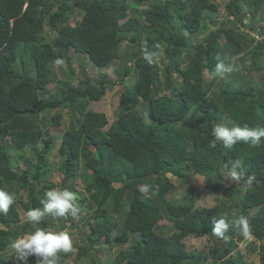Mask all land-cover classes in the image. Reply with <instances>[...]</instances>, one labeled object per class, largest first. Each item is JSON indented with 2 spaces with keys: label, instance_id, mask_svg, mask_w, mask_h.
Listing matches in <instances>:
<instances>
[{
  "label": "trees",
  "instance_id": "1",
  "mask_svg": "<svg viewBox=\"0 0 264 264\" xmlns=\"http://www.w3.org/2000/svg\"><path fill=\"white\" fill-rule=\"evenodd\" d=\"M262 8L264 0H225V17L218 20L210 16L219 10L211 0H0V189L16 195L8 213L0 214V264H18L6 254L17 238L81 221L80 210L75 217L46 215L31 224L16 206L26 213L42 209L41 195L55 186L42 184L56 167L49 157L57 137L48 136L45 127L49 118L61 124L60 112L51 115L61 108L69 111L70 127L58 149L60 190L74 189L70 181L80 175L82 162L87 192L97 204L76 196L78 207L80 201L92 207L95 224L85 220L91 229L81 238L85 244L74 241L70 252L59 254V264L73 252L96 264V252L112 242L128 243L118 250L115 264H249L237 252L247 239L238 230L229 229L223 239L212 234V217L222 215L247 220L253 242H260L249 248L264 264V137L255 146L240 141L229 150L222 142L213 144L212 134L217 124L264 127V80L254 81L251 74L264 71V23L258 30L254 23ZM248 15L252 23L244 25ZM47 21L56 32L51 40ZM238 22L262 39L243 32ZM202 31H208L204 39L193 42L191 35ZM125 42L130 49H122ZM146 51L154 53L151 64ZM75 53L100 70L115 60L126 62L115 70L116 80L101 72L94 81L84 71L74 75ZM221 61L233 68L223 77L215 72ZM57 62L81 84L58 79L57 94L47 97ZM132 74L134 85H126ZM115 85L124 87L122 111L110 122L105 113L87 107ZM191 113L196 115L190 118ZM28 146L37 161L22 155ZM236 159L243 161L244 175L230 182L224 169L231 177ZM195 174L205 176L221 197L214 205L198 203ZM172 179L190 184L176 200L166 198L175 187ZM166 219L172 221L169 236L156 230ZM188 236H210L212 244L195 250L183 242ZM20 261L34 264L38 257Z\"/></svg>",
  "mask_w": 264,
  "mask_h": 264
},
{
  "label": "rangeland",
  "instance_id": "2",
  "mask_svg": "<svg viewBox=\"0 0 264 264\" xmlns=\"http://www.w3.org/2000/svg\"><path fill=\"white\" fill-rule=\"evenodd\" d=\"M130 1V0H129ZM215 3H217L219 5V10L215 13H210V16L217 18L218 20H222L225 16H222L223 14H225L224 12V7H225V0H211ZM55 9H57V7H55ZM208 9L205 10V12H207V14H209ZM131 12V11H130ZM224 12L222 15L221 13ZM132 13V12H131ZM249 15L247 16V19L244 20L243 24H248V23H252V20L250 19ZM81 17H78L76 20L72 21V24L75 25L76 23H78L80 21ZM255 23V27L258 30L260 28V26L264 23V8H262L259 12V16H258V20L254 22ZM180 21L176 18L174 25L175 27L180 26ZM244 25H242L240 22L237 23V27L242 29V31L244 32H248L250 33V35H253L254 33H256L255 30H250L246 27H244ZM45 33H46V37L48 40L53 39L56 36V32L53 31V28L51 26V24L47 21L45 24ZM208 33V31H202V32H195L191 35V39L193 42L195 43H200L205 35ZM262 39V38H261ZM259 41V38L257 39ZM131 45L128 42H125L123 45V50L125 49H130ZM122 50V51H123ZM126 61H122L121 59L119 60H115L114 62H112L110 65L106 66L103 69H99L97 66H95L92 61L87 58L86 56L83 55H79L78 53H75V55L73 56V70L75 72L74 75H79L82 73V71L85 72V75L89 76L90 78H93V80L95 81V79L98 77V75L101 72H106L109 74L110 78L112 80H116L117 79V74L115 72V70L117 68H121L123 66V64ZM248 64L252 65V60H248ZM83 66H85V70L83 68ZM54 69L56 71V75L54 76L52 82L49 84V88L51 90V93L47 94L46 96H53L57 94V89L55 88L56 86V80L58 79H70L74 85H79L81 84L80 82H78V79L75 78V76L71 75V73L60 67L59 63L57 62L56 64H54ZM66 70V71H65ZM252 78L253 80H260L263 81L264 80V71L258 72V71H252ZM135 83V77L134 74H132L126 81V85H134ZM128 86V87H129ZM124 90L123 86L120 85H115L112 88L109 89V91H107V93L104 95V97H102L100 100H94V101H90L88 104V108H92L93 110L97 111V112H103L107 115L108 119L110 122L113 121L115 114H118L119 112L122 111V106L121 105V98H122V92ZM58 112H60L62 114L61 117V124L60 125H56L54 123V121L49 118L48 122H47V126L45 127L46 129L49 130L48 136H55L57 137V144L55 146V148L52 150L51 155L49 157V160L52 161L53 164H55V168L54 170H52L51 172L48 173V175H44L42 178V184H49L50 182L54 183L55 186L54 187H49V190H60L61 184L63 182V173L62 171H60V169L58 168L59 164L62 161V157L59 156L58 153V149L60 148V143L62 140V136L65 133V131L70 127V114L67 108H61L59 110H52L51 111V115H55ZM50 115V114H49ZM190 118H193L196 114H190ZM231 123V120H227L225 121L226 125H229ZM11 150V149H10ZM16 151H14L15 153ZM24 158L30 160L31 162L37 161V156L35 151L33 150L32 147L28 146L27 149L25 151H23ZM21 167H24V163L22 162V164H20ZM80 170H79V176L77 179H75L74 181H70V184L72 186H75L74 189H71L70 192H72L75 196H86L88 199V201H93L95 204H97V200L94 199L93 195L89 192H87V180H86V168L84 167V164L81 162L80 163ZM224 173H225V177L230 181L233 182V179L229 176L228 171H226L224 169ZM172 181L175 184V187L166 194V198L167 199H177L179 198L184 191L187 190V188L189 187L190 184H183L181 183V181L179 180H175L172 179ZM192 184L193 186L196 187V189L198 191H200L201 196L200 199L198 201V203L202 202L203 204H208V205H214L216 202L219 201V199L221 198L220 196H217L215 193H213L211 186L208 184L205 176L201 175V174H195L193 176V180H192ZM142 188V190L145 192V186L141 185L140 186ZM41 197L46 198L45 194H42ZM78 197V198H79ZM225 197V196H223ZM25 199L27 200V197H25ZM230 202L232 203L233 201L230 200ZM17 206V211L20 214V217L22 220L27 218V213L19 206V204H16ZM79 208L82 211V216L81 221L77 222V224L71 225L70 223H64L65 226L62 227V229H57V225H54L52 227H50L49 225V231H65L67 233H69L70 238L72 240V243L74 241H77L78 244H85V242H83L81 239L82 236L84 235H88L91 231L90 229V225L85 221L88 219V221H90L91 223L95 224L94 219L91 218V213L93 211L92 207L87 206V201L86 202H79ZM113 215H115L117 217V214L114 213ZM90 218V219H89ZM52 220V219H50ZM168 224H172V221L170 219H166L160 222V224L156 227V230L160 233L163 234L165 236H169L172 234V230L168 227ZM120 232V229H115L112 233V237L115 238ZM28 234H25L24 236H26ZM255 240V237L250 235V238H247L245 242L241 243L237 252H239L240 254H243L245 256V259L249 262V264H260V259L259 256L257 254V252H253L250 250L249 246L251 245H257L260 246V242H253ZM102 242L106 243V239H103ZM183 242L187 243L190 247H192L195 250H203L212 244V241L210 240V236H205V237H200V238H196L193 236H188L186 238L183 239ZM220 244V243H218ZM128 243L122 244V246L116 245V244H108L107 247H105L103 250H100V252H96L97 256H98V261L95 262L96 264H99L100 262H102L103 264H115L114 259L118 253V250L121 247H127ZM8 255H10V257L12 256V258L14 259L15 262H17L18 264H20V259H18L16 257L15 254V250L10 247V249L8 251H6ZM74 254H72V256L67 260V262L64 263H60V264H89V257L87 256L86 259H83V261H80L75 255L76 252H73ZM34 264H37V262H35Z\"/></svg>",
  "mask_w": 264,
  "mask_h": 264
},
{
  "label": "clouds",
  "instance_id": "3",
  "mask_svg": "<svg viewBox=\"0 0 264 264\" xmlns=\"http://www.w3.org/2000/svg\"><path fill=\"white\" fill-rule=\"evenodd\" d=\"M253 36L261 38L256 33ZM144 58L151 64L154 62V53L146 51ZM232 70V66L223 61L218 62L215 67V72L221 77ZM87 109L89 108L87 107ZM212 134L215 138L213 144L217 141L222 142L223 147L230 150L240 141L251 143L253 146L260 143V138L264 137V127L253 128L244 125L230 128L217 124L213 128ZM242 169L243 161L241 159L233 161L231 178L233 180L242 179L244 175ZM252 179L253 177H249L248 183H251ZM76 200V196L68 190H49L46 192L45 200L42 201L43 208H33L27 212V222L39 224L46 215H51L54 218H67L69 215L75 217L80 211ZM15 201V193L0 189V214L6 215ZM212 224L214 225L212 234L218 238H225V233L229 229L238 230L245 238H250L249 225L243 216L235 219H229L227 215H222L219 218L214 216L212 217ZM11 247L15 250L18 259L26 260L29 256L35 255L38 257L37 264H59V254L70 252L73 245L69 233L65 231H49L37 228L33 233L17 238Z\"/></svg>",
  "mask_w": 264,
  "mask_h": 264
}]
</instances>
